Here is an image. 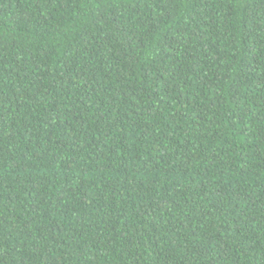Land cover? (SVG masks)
<instances>
[{
  "label": "trees",
  "instance_id": "16d2710c",
  "mask_svg": "<svg viewBox=\"0 0 264 264\" xmlns=\"http://www.w3.org/2000/svg\"><path fill=\"white\" fill-rule=\"evenodd\" d=\"M0 264H264V0H0Z\"/></svg>",
  "mask_w": 264,
  "mask_h": 264
}]
</instances>
